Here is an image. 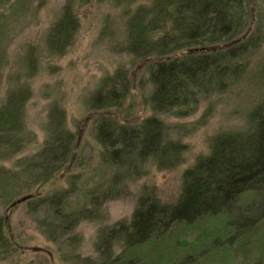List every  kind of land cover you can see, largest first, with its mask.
<instances>
[{
  "label": "rangeland",
  "instance_id": "rangeland-1",
  "mask_svg": "<svg viewBox=\"0 0 264 264\" xmlns=\"http://www.w3.org/2000/svg\"><path fill=\"white\" fill-rule=\"evenodd\" d=\"M246 1L249 20L237 38L142 60L127 51L126 24L138 8L149 6L152 0H0V109L11 91L21 90L26 95L24 134L30 133L24 136L27 143L20 151L0 161V218L10 244L0 248V264H82L86 258L97 262L99 231L129 223L141 196L155 197L162 204L176 202L183 172L209 154V141L220 133L243 130L249 113L262 100L264 6L258 7V0ZM67 3L78 29L65 53L55 55L45 41ZM257 22L263 26V40L256 51L238 59L240 75L229 78L222 91L199 98L195 110L186 116L157 115L164 121L167 138L183 147L181 162L166 170L149 163L141 174L137 172L115 186L116 197H105L113 176L124 170L101 162V147L94 134L98 119L138 125L153 115L148 103L151 85L145 74L148 65L224 50L247 38ZM29 57L35 62L32 69ZM115 73L119 83H128L122 103L93 109L92 96L103 79ZM55 106L64 112L65 128L74 135V142L68 162L41 182L29 161L42 147L47 116ZM61 195L64 213L85 209L94 214L71 230L59 229L65 221L58 214L60 207H38L37 201ZM257 200L255 194L246 193L237 209L243 211ZM234 216L231 212L191 225H173L163 235L128 251L124 255L127 263L116 264H264V217L236 232L230 226ZM121 251V244L115 241L112 257Z\"/></svg>",
  "mask_w": 264,
  "mask_h": 264
},
{
  "label": "trees",
  "instance_id": "trees-1",
  "mask_svg": "<svg viewBox=\"0 0 264 264\" xmlns=\"http://www.w3.org/2000/svg\"><path fill=\"white\" fill-rule=\"evenodd\" d=\"M258 1V7L264 6V0ZM248 20L246 0H152L149 6L138 8L126 24L127 51L143 60L211 47L237 38L246 29ZM259 24L257 22L256 29L243 41L224 50L187 54L148 65L145 74L151 85L148 103L153 115L138 125L98 119L94 134L101 147V162L124 170L113 176L105 197H116L115 186L149 163L166 170L181 162L183 147L167 138L164 121L157 115L186 116L195 110L199 98L222 91L229 78L240 75L238 59L256 51L262 43L263 26ZM77 29L78 21L67 3L49 29L45 41L47 49L52 54L62 55L72 45ZM27 63L31 69L35 66L31 57ZM118 76L115 73L103 79L102 86L91 98L93 109L120 106L128 83H119ZM262 78L264 81V66ZM107 86L110 88L105 90ZM25 96L21 90L11 91L0 109V161L20 151L27 143L24 136L30 133L24 134ZM44 132L46 138L41 149L29 161L41 182L68 162L74 142V135L65 128V114L57 106L50 109ZM246 193L255 194L258 200L243 211L238 210L237 203ZM45 204L60 207L58 214L65 221L58 228L63 231L71 230L77 222L94 214L85 209L64 213L62 195L37 201L38 207ZM231 212L235 216L230 226L236 232L250 228L264 217V94L249 113L243 130L214 136L209 141V154L198 158L183 172L176 202L162 204L155 197L141 196L129 223H118L99 231L95 244L99 261L86 258L82 264L127 263L124 255L128 251L163 235L173 225H191ZM3 228L0 218V248L6 249L10 244ZM115 241L121 244L122 251L112 257Z\"/></svg>",
  "mask_w": 264,
  "mask_h": 264
}]
</instances>
